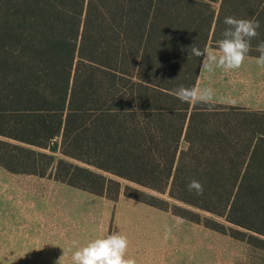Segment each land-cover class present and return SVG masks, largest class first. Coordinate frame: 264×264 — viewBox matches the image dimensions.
<instances>
[{
	"label": "trees",
	"instance_id": "16d2710c",
	"mask_svg": "<svg viewBox=\"0 0 264 264\" xmlns=\"http://www.w3.org/2000/svg\"><path fill=\"white\" fill-rule=\"evenodd\" d=\"M226 16L259 21V55L264 0H0V165L111 199L120 180L167 193L264 250V112L173 94L196 87L190 46L216 45Z\"/></svg>",
	"mask_w": 264,
	"mask_h": 264
},
{
	"label": "rangeland",
	"instance_id": "374dc122",
	"mask_svg": "<svg viewBox=\"0 0 264 264\" xmlns=\"http://www.w3.org/2000/svg\"><path fill=\"white\" fill-rule=\"evenodd\" d=\"M215 48L211 44L207 50ZM232 73L201 68L197 87H211L214 98L226 95L231 100L233 77L240 78ZM250 76L254 83V74ZM241 85L239 81L232 89ZM238 91L236 102L253 101L264 112V102L258 103L255 94L247 99L243 88ZM120 181L121 192L111 199L58 181L53 174L12 172L0 165V264H73L71 257L79 247L115 232L127 236L128 256L137 264H264V250L248 243L243 229L234 232L223 218L187 207L167 193ZM127 187L166 200L171 208L127 196ZM185 209L191 211L189 217L202 221L173 212Z\"/></svg>",
	"mask_w": 264,
	"mask_h": 264
},
{
	"label": "clouds",
	"instance_id": "9594fccd",
	"mask_svg": "<svg viewBox=\"0 0 264 264\" xmlns=\"http://www.w3.org/2000/svg\"><path fill=\"white\" fill-rule=\"evenodd\" d=\"M223 23L226 25L223 39L216 42L214 50L201 49L195 43L190 46L189 50L194 57H203L201 68L209 71L220 68L228 73L239 70L249 58L255 59V62L264 68V39L259 40L254 49L259 55L250 57L253 51L252 41L260 37L259 21L226 16ZM173 94L181 103L205 104L210 108L214 104V90L211 87L181 85ZM187 188L198 196L204 193L203 185L195 179L189 182ZM129 245L130 241L126 235L115 232L79 247L71 259L73 264H137L135 258L128 256ZM73 246H76L75 242Z\"/></svg>",
	"mask_w": 264,
	"mask_h": 264
},
{
	"label": "crops",
	"instance_id": "0c3cea01",
	"mask_svg": "<svg viewBox=\"0 0 264 264\" xmlns=\"http://www.w3.org/2000/svg\"><path fill=\"white\" fill-rule=\"evenodd\" d=\"M257 56L258 55H250V57H257ZM232 72L240 77V78H237L236 76L233 77V81L235 82H232V86L236 88L237 82L241 81L244 83V85L241 86L243 88V95L245 96V98L250 99L252 95L255 94L258 99V103L264 102V68L259 66L255 62V59L252 58L247 59L242 68H240L239 70H234ZM199 73L200 74L198 76L200 77L201 68ZM252 74H254V83L251 82L253 79L250 75ZM197 83H198V79H197ZM197 83H196V87H197ZM232 86L230 87V93L232 95L231 100L230 98H227L226 95L218 96L214 98V103L224 104L228 106L242 107L250 110L261 109V108H257L259 105L257 103H254L253 101L245 102L246 105L239 104L238 102H236L239 94L238 89L242 92V88L232 89Z\"/></svg>",
	"mask_w": 264,
	"mask_h": 264
}]
</instances>
